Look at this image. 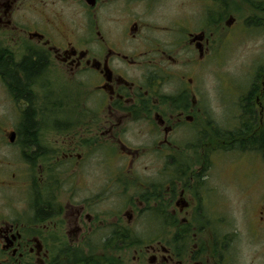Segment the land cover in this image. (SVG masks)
I'll use <instances>...</instances> for the list:
<instances>
[{"label": "flooded vegetation", "instance_id": "af4514ba", "mask_svg": "<svg viewBox=\"0 0 264 264\" xmlns=\"http://www.w3.org/2000/svg\"><path fill=\"white\" fill-rule=\"evenodd\" d=\"M228 1L200 0L197 28L192 14L179 17V0H0V96L16 103L18 116L6 127L0 118V182L19 190L26 182L30 196L23 218L0 215V264H127L130 253L119 250L132 245V264H244L241 234L219 211L226 196L209 170L216 152L243 150L246 139L260 138L257 127L247 130L250 137L242 129L236 135L215 129L218 139H212V132L189 127L197 106L193 89H164L177 76L170 67L180 65L179 51L194 54L189 64L196 54L199 64L209 62V29L230 25ZM159 12L160 19L152 18ZM54 68L91 86L94 107L84 126L94 140L66 134L52 141L53 127L67 129L51 123L55 110L36 107V87ZM178 97L182 109H164ZM100 147L114 157L101 160ZM257 147L244 150L259 153ZM141 149L160 156L154 173H141L148 163L137 156ZM182 149L188 154L178 156ZM196 149L204 150L200 158ZM9 173L10 184L3 179ZM109 193L123 200L100 213ZM169 227L171 245L163 235ZM245 233L249 243L259 242L264 218ZM261 252L247 264H264V247Z\"/></svg>", "mask_w": 264, "mask_h": 264}, {"label": "rangeland", "instance_id": "374dc122", "mask_svg": "<svg viewBox=\"0 0 264 264\" xmlns=\"http://www.w3.org/2000/svg\"><path fill=\"white\" fill-rule=\"evenodd\" d=\"M187 2L183 4V0H179V17L192 14L193 24L198 28L201 22L199 12L205 5L199 4L200 0H188ZM258 4L264 5V0H229L227 12L228 19L232 20L230 25L226 29L211 25L209 29L212 33L211 42H214L209 62L199 64L197 62L198 54H196V64H189L187 63L188 56L194 54L181 50L178 56L180 65H173L174 68L170 67V71L177 76H174L175 81L164 89L168 92L188 86L193 89L192 94L196 93L197 95L193 96L197 100V106L195 121L189 127L195 129L196 132H212V139L217 138V134L214 133L215 129L228 131L230 135H236L237 131L242 129L246 136L247 130H251V127L254 126L257 127L259 135L264 133V90L261 92L264 80V10L257 7ZM184 6H187L188 10H184ZM164 11L166 12L165 9ZM163 14L165 18L167 14L164 12ZM160 16H162V12L154 13L152 18L160 19ZM254 22H260L262 25L255 26ZM58 71L57 68L51 70V73L43 76L39 80L40 82H37L36 87L37 97H39L36 99V107L55 110V114H52L54 116L50 117L51 123H55L59 128L67 129L59 131L58 128L53 127L52 141L66 134L74 135L77 139H80L83 134L85 139L94 140L91 137V131L84 126L89 121L94 107L91 86L71 80L68 76L58 75ZM184 76V79L181 78ZM188 78H193V81H188ZM248 96L253 97L250 103L253 114L250 116L245 109ZM182 99L183 97H178L172 106L165 105L164 109H182ZM15 105L16 103L0 96V118H3L4 127L18 121ZM59 111L63 113H58ZM189 131L188 129L186 131L188 135ZM191 133L192 137L196 135L193 130ZM251 135L249 133L247 137ZM145 137H137L135 140L144 141ZM213 142L216 144L213 146L220 145L219 140H213ZM131 144L139 146V144ZM100 148L98 152L101 160L107 156L110 159L114 157V153L111 151L103 150L104 147ZM222 148L226 149L227 147ZM228 148L226 151L216 152L218 156L210 163L209 173H211L212 180L215 179L212 181L213 185H218V189L223 190L222 194L226 196L225 205L219 211L234 220V225L241 234V244L238 250L244 264H247L246 260H250L257 253L260 255L264 247V237L257 243H249V235L245 233L248 229L253 230V227H258L261 217L264 218V156L262 151L257 153L250 150ZM211 150L214 148L211 147ZM203 151V149H196V158H200ZM187 154L186 149L177 153L178 156ZM160 155L162 157V153ZM137 156L147 158L145 162H148L147 169H143L141 173L156 171L155 159L160 156H157L152 149H141ZM168 167L171 168L172 165H168ZM188 167L187 164H180L183 171H187ZM200 167V165L196 166L195 170L198 171ZM105 168L106 166L100 165V174L104 173ZM11 174L3 177L6 183H11V180L8 179V177L12 179ZM100 182L101 184L104 182L102 178ZM218 195L219 191L216 196ZM11 198L15 201L9 202ZM29 198V186L26 182L22 183L21 190L0 182V215L2 212L8 211L9 214L15 212L16 215L23 218L29 211ZM119 200L121 202L123 196H114L109 193L108 196L102 197L100 213L108 212L111 207L117 206ZM140 222L138 230L142 234L144 231L141 219ZM154 231L155 229L148 228L147 233L149 232L151 235ZM174 232L173 227L163 228L165 243L171 245ZM135 249L136 247L132 245L129 249L119 250L123 251L121 253H130L131 260L129 259V263L126 261L127 264H132ZM259 255L256 259L263 260V257Z\"/></svg>", "mask_w": 264, "mask_h": 264}, {"label": "trees", "instance_id": "16d2710c", "mask_svg": "<svg viewBox=\"0 0 264 264\" xmlns=\"http://www.w3.org/2000/svg\"><path fill=\"white\" fill-rule=\"evenodd\" d=\"M256 6L259 7L260 9L264 10V5L263 4H258ZM254 23H256L255 26H261L262 25V23H260V22L259 23L258 22H254ZM252 100H253V97H251V96H248L246 98V102L247 103L245 105V109H246L247 112H249V113H247L248 116L253 114V112H252L253 110H252V107L250 105ZM248 141H250V143H248ZM252 146L254 148H256V146H258L257 148L261 149L260 151H262L263 154H264V133L260 134V138H258V139L256 137H254L253 139L246 140L245 142H243L242 149L244 150L245 148H247V147L249 148V147H252Z\"/></svg>", "mask_w": 264, "mask_h": 264}]
</instances>
